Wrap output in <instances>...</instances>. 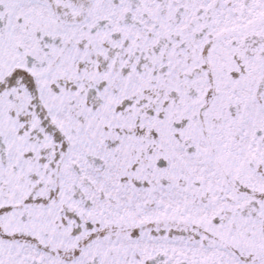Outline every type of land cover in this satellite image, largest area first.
<instances>
[{"label":"snow or ice","instance_id":"6c2138e0","mask_svg":"<svg viewBox=\"0 0 264 264\" xmlns=\"http://www.w3.org/2000/svg\"><path fill=\"white\" fill-rule=\"evenodd\" d=\"M0 264H264V0H0Z\"/></svg>","mask_w":264,"mask_h":264}]
</instances>
